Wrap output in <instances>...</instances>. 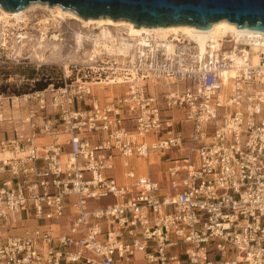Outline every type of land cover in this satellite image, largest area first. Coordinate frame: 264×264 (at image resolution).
<instances>
[{
	"label": "built area",
	"instance_id": "1",
	"mask_svg": "<svg viewBox=\"0 0 264 264\" xmlns=\"http://www.w3.org/2000/svg\"><path fill=\"white\" fill-rule=\"evenodd\" d=\"M111 33L0 137V264H264V50Z\"/></svg>",
	"mask_w": 264,
	"mask_h": 264
},
{
	"label": "rangeland",
	"instance_id": "2",
	"mask_svg": "<svg viewBox=\"0 0 264 264\" xmlns=\"http://www.w3.org/2000/svg\"><path fill=\"white\" fill-rule=\"evenodd\" d=\"M31 11L26 14L29 19L27 26L8 27L0 21V92L5 98L1 116L9 119L0 123V132H4L0 133V137L11 136L12 131L17 128H20L21 134L26 133V129H21V118L27 113L28 105L32 103L21 101L25 95L32 91H39L38 89L48 83H50L49 85H58L64 74L70 75V80L80 78V76L77 77V71L71 69L69 65L75 55L72 50L75 48L73 31H80L83 27L75 21L66 20L37 29L35 24L49 17L44 10L34 9ZM12 23L10 22V24ZM82 31L74 32V35L76 33L77 46H80L83 37L88 38V36L95 35L94 31L99 32L97 38L107 37L111 34V29L103 33V36L100 30L83 28ZM86 45L85 51L88 52L89 44ZM95 48L93 45V51ZM69 52L72 53L68 55ZM67 56L70 60L66 58ZM73 60L79 62L80 59L75 57ZM93 87L100 95H111L115 90H124L123 86L114 87L105 86V84ZM14 98L19 100L15 102ZM140 164L141 169L146 172L152 171L154 179L160 182L164 181V177L156 173L155 166H151V169L148 168L146 161H140ZM110 202L111 199H104L95 205L101 206Z\"/></svg>",
	"mask_w": 264,
	"mask_h": 264
},
{
	"label": "water",
	"instance_id": "3",
	"mask_svg": "<svg viewBox=\"0 0 264 264\" xmlns=\"http://www.w3.org/2000/svg\"><path fill=\"white\" fill-rule=\"evenodd\" d=\"M34 2L60 5L85 20L111 18L138 27L208 29L226 19L238 29L264 32V0H0V7L16 12Z\"/></svg>",
	"mask_w": 264,
	"mask_h": 264
},
{
	"label": "bare ground",
	"instance_id": "4",
	"mask_svg": "<svg viewBox=\"0 0 264 264\" xmlns=\"http://www.w3.org/2000/svg\"><path fill=\"white\" fill-rule=\"evenodd\" d=\"M34 9L44 10L49 17L47 19L38 21L35 24V27L37 29L40 27L46 28V26H50L52 25V23H58L59 21L67 20L75 21L76 23L80 24L83 28L100 30L102 36L103 33H105L111 28L116 29L117 31H115L117 33H121L124 31L126 34L134 38V40L139 42H141V40L144 41L146 38H151L159 41L167 40L170 37H173L174 39L186 38L189 41H193L197 45V48L201 53H205L208 46H212L213 48L219 47L220 42L227 39V37L233 39L236 43L245 42L246 44L250 45L251 51H253V53H256L260 50H264V32L247 29H238L236 24L229 23L226 19H222L220 21L212 23V25L208 29H197L195 26L182 25L154 28L143 26L138 27L135 26L133 23L122 20H112L111 18L85 20L77 16L74 12L67 9H63L60 5H53L49 7L48 4L46 5V3L44 4L40 2H34L27 6L25 9L16 12L4 11L0 7V21H2L8 27H17L18 25L27 26L29 19L27 18L26 14ZM10 22L13 23L10 24ZM76 33L74 35L75 37ZM98 33L99 32H97L91 37L89 36L91 42L96 47L93 52H98L100 48H103L106 51H113V49L115 48V46L113 45L114 38H122L120 36H114L112 33L107 37L103 36L101 38H97ZM4 42H6L5 39ZM122 44L124 45L122 52L126 53L128 48L130 47V44H127L125 40ZM252 60L253 62H256L257 58L255 55L253 56ZM119 81L121 82V79H119ZM112 83L113 81L110 79V82L106 81L104 84L110 85ZM14 99L15 102L19 100L18 98ZM21 101L24 102V99H21ZM0 118L4 121L9 120L8 118H4V116H0Z\"/></svg>",
	"mask_w": 264,
	"mask_h": 264
},
{
	"label": "trees",
	"instance_id": "5",
	"mask_svg": "<svg viewBox=\"0 0 264 264\" xmlns=\"http://www.w3.org/2000/svg\"><path fill=\"white\" fill-rule=\"evenodd\" d=\"M50 83H48L47 85H45L44 87H42L41 89H38V90H42V89H45Z\"/></svg>",
	"mask_w": 264,
	"mask_h": 264
},
{
	"label": "crops",
	"instance_id": "6",
	"mask_svg": "<svg viewBox=\"0 0 264 264\" xmlns=\"http://www.w3.org/2000/svg\"><path fill=\"white\" fill-rule=\"evenodd\" d=\"M156 167V166H155ZM150 169H151V167H150ZM156 169H157V167H156ZM157 173V172H156ZM157 174H159V173H157ZM150 175H152L153 176V173H152V171L150 172ZM160 175V174H159Z\"/></svg>",
	"mask_w": 264,
	"mask_h": 264
}]
</instances>
